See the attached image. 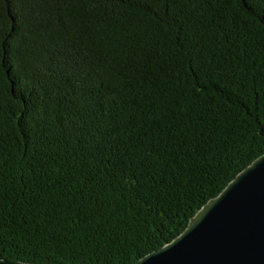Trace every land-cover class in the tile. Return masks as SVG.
Wrapping results in <instances>:
<instances>
[{"label": "trees", "instance_id": "1", "mask_svg": "<svg viewBox=\"0 0 264 264\" xmlns=\"http://www.w3.org/2000/svg\"><path fill=\"white\" fill-rule=\"evenodd\" d=\"M264 153V0H0V258L134 264Z\"/></svg>", "mask_w": 264, "mask_h": 264}, {"label": "water", "instance_id": "2", "mask_svg": "<svg viewBox=\"0 0 264 264\" xmlns=\"http://www.w3.org/2000/svg\"><path fill=\"white\" fill-rule=\"evenodd\" d=\"M0 264H31L0 258ZM134 264H264V153L205 202L171 241Z\"/></svg>", "mask_w": 264, "mask_h": 264}]
</instances>
